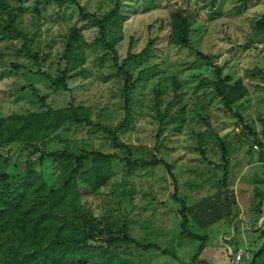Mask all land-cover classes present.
<instances>
[{"label": "rangeland", "instance_id": "rangeland-1", "mask_svg": "<svg viewBox=\"0 0 264 264\" xmlns=\"http://www.w3.org/2000/svg\"><path fill=\"white\" fill-rule=\"evenodd\" d=\"M7 1L15 8L17 27L28 36V49L39 59L35 61L23 53L22 40L0 39V113L8 116L42 110L34 87L49 106L63 107L72 100L90 106L95 122L113 127L121 124L124 78L112 56L98 43L94 24L83 20L71 5L50 3L41 6L37 14L38 0ZM79 1L97 14L109 11L113 5V0ZM204 3L205 0H123L119 18L124 38L117 45L120 56L126 57L130 45L137 53L148 41L157 42L148 60L133 71L137 77L146 69L133 93L132 122L119 136L137 148L135 158L152 160L157 156L171 165L178 197L187 205L201 207L205 198L228 191L237 204L239 217L232 224L223 218L207 227L199 226L192 218L191 230L207 237L200 251L204 241L181 235V204L173 198L174 184L166 168H130L116 159L110 184L96 193H85L84 203L104 225L117 230L126 221L130 234L139 242L154 243L167 251H139L131 246L127 252L137 264H233L231 251L238 244L244 251L249 247L248 213L254 187L264 180V165L259 162L258 152L251 150L250 133L261 136L264 117V27L257 24L264 22V0H216L207 9H203ZM170 8L184 9L195 17L191 34L194 49L215 56L224 75L243 80L249 95L233 108L244 123L226 111L214 95L210 84L212 68L206 61L189 49L168 44ZM74 31L81 38L73 43L74 49L67 57ZM38 68L53 77L68 68L69 91L52 87L35 73ZM174 78L181 84L175 97ZM156 88L161 90V116L167 111L172 117L162 124L154 107ZM181 117L185 123L177 131ZM207 123L224 140L227 150L226 189L222 185L223 154L217 141L212 138L205 148L207 159L196 149V134L205 132ZM42 149L74 153L99 150L124 156L103 132L85 125L63 128ZM39 155L21 145L0 147V173L9 174V183L14 187L9 206L25 214H30L37 202L45 201L57 172V164L51 160L41 164L37 161ZM247 255L244 253L242 260Z\"/></svg>", "mask_w": 264, "mask_h": 264}, {"label": "trees", "instance_id": "trees-1", "mask_svg": "<svg viewBox=\"0 0 264 264\" xmlns=\"http://www.w3.org/2000/svg\"><path fill=\"white\" fill-rule=\"evenodd\" d=\"M216 0H205L203 9L214 6ZM56 4L59 7L71 5L78 9L79 15L85 21L91 22L98 30V43L112 56L114 66L124 78L122 89L124 97V118L118 126L104 125L93 120V109L90 106L79 105L71 100L63 107H52L45 103L44 97L39 96L38 90L32 87L33 93L39 98L43 109L11 113L3 116L0 113V147L6 145H21L39 152L38 162L51 160L57 164V172L51 184L45 201L37 202L30 214L16 211L9 206L14 187L9 183L11 176L0 173V264H137L132 254L127 252L131 246L139 251L155 249L163 254L167 251L154 243H141L134 238L125 221L120 228L114 230L109 225L97 220L84 203L85 193H96L107 187L113 176L114 161L119 159L130 168H146L163 165L174 184L173 198L181 204L180 215L181 235L190 240L204 241L200 251L204 248L207 237L200 236L191 230L192 218L201 227H207L211 222L225 219L232 224L239 217L235 211L237 204L232 201L228 191H218L212 198H205L197 205L189 206L178 197V187L171 165L164 159L153 156L152 160L135 158L137 148L123 142L120 133L125 131L132 122L133 93L136 91L146 69L134 77V70L148 60L157 42L148 41L146 46L137 53L130 45L126 57L122 58L117 45L124 38L123 23L119 18L123 0H113L109 11L97 14L89 12L79 0H38L35 12L39 14L40 7L47 4ZM170 27L168 44L173 47H183L193 51L198 57L205 60L212 68L214 95L221 100L223 108L239 118H243L234 111V106L249 95V90L241 78L232 79L224 75L223 67L215 63V56L205 54L191 46L192 28L195 17L181 8H170L168 13ZM264 27V22L257 23ZM18 38L23 41L22 51L27 57L38 61L37 55L31 54L28 49L29 39L25 32L17 27L15 8L7 0H0V39ZM80 34L74 31L67 46L66 56L70 57L74 44L79 42ZM73 44V45H72ZM46 79L57 89L69 91L68 80L70 70L66 68L59 76L44 72L40 68L35 72ZM174 81V97L180 88V81ZM154 107L159 113L161 124L172 119L166 111L161 116L160 89H154ZM185 120L181 117L175 127L180 131ZM262 133L253 135V146L261 147L259 162L264 165V117L261 119ZM85 125L103 132L111 141L113 147L124 156L116 153H106L99 150H83L81 153L69 151H44L42 148L60 130L67 126ZM247 127V126H246ZM161 131V130H160ZM198 149L207 159L205 148L214 138L222 149L221 166L224 172L222 185L226 189L228 161L224 140L211 125L207 123V130L196 134ZM223 198V199H222ZM222 200V201H221ZM221 202L220 206L218 203ZM252 208L248 213L250 234L249 247L246 249L247 259L233 264H264V180H259L254 187L251 200ZM125 247L122 249V247ZM239 244L234 248L235 252ZM198 254L193 258L195 261Z\"/></svg>", "mask_w": 264, "mask_h": 264}, {"label": "built area", "instance_id": "built-area-1", "mask_svg": "<svg viewBox=\"0 0 264 264\" xmlns=\"http://www.w3.org/2000/svg\"><path fill=\"white\" fill-rule=\"evenodd\" d=\"M255 151H260L261 147L259 145L254 146ZM245 251L241 248H238L235 252L231 251L233 263H239L242 261Z\"/></svg>", "mask_w": 264, "mask_h": 264}]
</instances>
